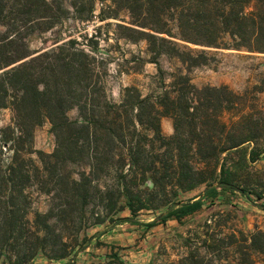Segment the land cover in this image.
<instances>
[{
	"label": "trees",
	"instance_id": "obj_1",
	"mask_svg": "<svg viewBox=\"0 0 264 264\" xmlns=\"http://www.w3.org/2000/svg\"><path fill=\"white\" fill-rule=\"evenodd\" d=\"M64 1L0 0V111L10 112L9 124L0 125V264H31L39 253L52 261L76 263L91 240L83 238L87 244L69 251L67 244L59 241L54 256H48L34 240H39L37 232L48 233L53 212L62 215L67 206L70 208L65 202L78 204L83 215L91 195L86 186L88 178L82 172L75 180L65 167L82 165L85 160L90 169L87 176L98 177L111 167L109 156L117 157L112 165L115 184L105 193L114 196L108 209L115 213L127 210L129 216L111 220L114 226L135 225L140 212L161 208L164 211L145 228L168 221L180 223L222 192L239 193L252 203L250 193L256 200L264 199V169L252 184L239 177L241 170L264 154L259 146L264 141L263 112L251 103L255 99L251 91L237 94L226 86L197 88L186 75L179 74L156 96L142 97L130 87L123 89L118 103H113L99 77L104 59L95 55V38L82 36L81 42L63 38L51 48L38 52L29 49V38L52 31L65 19L68 10ZM83 1L89 4L84 18L88 21L93 18L94 0ZM111 1L130 17L129 25H115L119 38L131 43L145 41L156 65L160 56L178 59L188 71L205 64V52L191 50L186 44L264 54V0ZM253 90L262 93L263 87L254 86ZM72 109L77 110L76 120L67 116ZM164 117L172 122L169 138L161 133ZM44 121L50 123L56 140L50 155L33 150L34 130ZM146 144H159L157 154L162 158L149 160ZM32 155L38 157L41 166ZM230 155L237 156L236 162L228 164ZM52 180L61 187V193L41 188L52 203L47 213H37L29 222L28 190L36 183L44 187ZM201 185L205 189L195 199L175 200L179 193ZM93 189L102 192L99 186ZM121 199L123 206L117 208ZM105 221L98 215L93 218L94 225ZM104 233L93 237L99 246L105 245L99 242ZM227 239V245L237 244L244 263H251L246 250L263 256L264 263V232L242 236L241 242L234 235ZM10 248L14 260L5 259V263L2 256ZM111 258L123 264L116 254ZM183 262L196 264L191 256Z\"/></svg>",
	"mask_w": 264,
	"mask_h": 264
},
{
	"label": "rangeland",
	"instance_id": "obj_2",
	"mask_svg": "<svg viewBox=\"0 0 264 264\" xmlns=\"http://www.w3.org/2000/svg\"><path fill=\"white\" fill-rule=\"evenodd\" d=\"M65 8L68 14L56 27L44 34H35L28 39L31 52H38L46 47H53L55 41L74 38L82 41V36L93 37L98 41V51L95 55L104 59L99 67L100 78L104 82L106 95L113 103H118L124 88H135L142 97L156 96L167 89L173 78L179 74L186 75L190 84L197 88L204 86L220 87L226 86L237 94L251 91V100L257 111L263 112L264 117V54L249 53L243 49L233 50L230 48H205L186 44L187 48L195 51H204L206 63L193 67L189 71L176 58L160 56L157 65L152 63V55L145 41L131 43L120 39L115 30L116 24L129 25L130 17L125 10H117L111 0H94L93 18L86 20L89 4L83 0H65ZM117 14L114 19L112 15ZM101 17H103L101 19ZM78 18V19H77ZM84 19V20H80ZM176 33V31L174 30ZM180 47L182 42L176 40ZM160 70H159V69ZM254 86L263 87L262 93H256ZM255 92V94H254ZM70 120H76L78 113L76 109L67 112ZM10 121L8 110L0 111V125L7 126ZM161 133L165 138L173 134L172 122L168 117L161 119ZM264 150V141L259 143ZM149 149L148 159L158 160L162 156L159 152V144H146ZM56 148L55 136L51 131V125L44 121L41 126L35 128L33 133V150L50 155ZM112 156V155H110ZM108 158L107 163L111 166L98 177L87 176L89 166L85 160L82 165H67L65 172L71 178L77 180L82 172L86 173L88 181L87 188L90 189L88 204L84 207L83 217L80 216L79 205L73 201L67 211L59 215L57 211L51 214L49 222L50 230L44 235L37 232L39 238L37 246L44 248L48 256H54L59 241L67 244V250L74 246L87 244L82 242L85 238L92 242L82 251L75 264H117L111 258L116 254L123 264H185V257H192L196 264H264L263 256L246 250L251 263H244L243 258L237 251V244L227 245L229 235H234L238 242L242 236L248 237L256 231L264 232V199L256 200L250 193L253 202L244 199L239 193L222 192L213 202H206L201 211L195 215L183 219L180 223L168 221L163 225L147 229L145 224L164 211L163 208L155 211H142L138 214L139 223L132 225L122 223L114 226L111 220L129 216L127 210L120 212L109 211L110 198L107 189L114 186L115 172L112 165L116 164L117 157ZM228 164L236 162L237 156H228ZM37 166L41 162L36 155H32ZM264 169V154L260 159L239 172L241 180H248L250 184L261 176ZM99 186L101 193L93 188ZM44 190L49 189L53 194L56 190L61 193L54 180L44 187L35 186L28 190L30 205L26 219L32 222L35 214H45L52 203L50 197ZM141 188V185H140ZM253 187L248 190L253 192ZM205 185H201L188 193H179L175 199L177 202H187L202 194ZM51 196V195H50ZM54 202V204H56ZM58 205V204H57ZM123 206V200H119L117 208ZM62 208V207H61ZM104 218L106 221L101 225H94L95 216ZM105 232L99 242L105 245H113L112 251L109 247L98 245L97 239L93 237ZM56 245V246H55ZM5 253L2 259L14 260V253ZM5 260V263H7ZM65 260L52 261L45 255L39 253L31 264H64ZM13 264V263H12Z\"/></svg>",
	"mask_w": 264,
	"mask_h": 264
}]
</instances>
